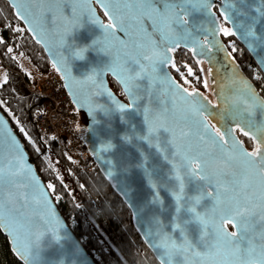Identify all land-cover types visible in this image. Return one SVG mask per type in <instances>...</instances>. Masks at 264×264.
<instances>
[{
    "label": "water",
    "instance_id": "water-1",
    "mask_svg": "<svg viewBox=\"0 0 264 264\" xmlns=\"http://www.w3.org/2000/svg\"><path fill=\"white\" fill-rule=\"evenodd\" d=\"M5 1L61 77L75 110L82 115L85 146L92 153L98 171L128 207L133 227L157 262L260 264L261 245L264 244V160L246 155L248 151L234 134L232 141L225 138L226 143L222 146L202 143L198 139L202 134L200 121L206 116L205 122H210L208 106L200 97L187 96L163 80L167 73L179 84L170 72L174 52L167 50L172 48L173 43H178L177 49L190 52L197 61L226 63L221 53H228V50L218 31L214 37L207 31L217 27L216 14L213 12V24L205 14L192 13L194 25L203 22L199 30L193 26L191 35L167 37L160 49H154L141 32V27H145L151 33L150 22L143 20L136 23L126 15L128 34L119 28L107 29L108 32H115L118 40L125 44L105 40V26L110 17L116 15L111 9L117 7L109 5L106 8L107 0H64L57 7L55 22L52 14L44 11L48 5H37L28 0ZM227 4L225 13V0L217 3L219 14L222 19V13L231 16V20L223 21L235 32L232 36L247 50L264 75V2L227 0ZM73 8L76 9L74 15ZM88 8L92 9V13H88ZM18 12L27 19H22ZM205 37L210 42H218L220 48H213L209 53ZM81 49H84L81 53L83 58L75 55ZM156 51H165L171 57L169 63L160 65V78L155 80L151 89L146 88L148 82L145 80L139 82L140 88L134 86L135 82L130 83V91H126L121 77L115 75L110 67L113 59L119 56L123 62L144 55L155 59ZM108 76L120 86L125 100L111 90ZM228 85L224 84L223 88ZM196 91L203 97L201 91ZM231 95L227 113L238 122L244 116L251 119L253 125L241 128L259 140L264 136V113L257 102L261 96L256 92L255 97H250L243 87L242 91L231 89ZM93 96H96L97 103L104 106L94 114ZM199 103H204L207 109L202 115L194 111ZM221 112L217 121L221 120ZM161 125L172 131L160 129ZM235 126L233 124L231 132H234ZM150 127L156 131L150 132ZM189 131L190 135L185 136L184 133ZM194 150L206 161V165L216 164L215 171H210L205 165L204 174L222 186L215 213L211 211L210 200L202 202V207L209 205L206 230L187 211L188 197H192L191 202L194 203L195 196L200 195L198 188H204L206 182L192 177L185 189V207L180 212L177 211L178 202L174 195L177 190L175 174L180 164L175 153L187 155L193 154ZM21 153L23 160L10 168V162L18 160ZM0 164L4 169L0 200L6 205V212L18 210L19 215L25 217L22 223L27 226L19 231L10 228L0 230L21 261L24 264H96L67 225L22 141L1 110ZM237 212L241 215L237 216ZM229 220L232 222L229 223ZM224 230L237 232V240L241 237L251 240L252 250L241 257L234 253L232 245L213 238L212 233L222 235ZM164 234L183 249L171 258L164 255L156 244L159 236ZM29 240L32 244L28 243Z\"/></svg>",
    "mask_w": 264,
    "mask_h": 264
},
{
    "label": "trees",
    "instance_id": "trees-1",
    "mask_svg": "<svg viewBox=\"0 0 264 264\" xmlns=\"http://www.w3.org/2000/svg\"><path fill=\"white\" fill-rule=\"evenodd\" d=\"M0 37L3 41L0 42V60L20 82L28 81V76L20 71L21 57L26 58L42 78L53 70L43 49L33 41L5 0H0ZM229 37L232 45L227 43V46L232 49L237 66L253 81L258 93L264 96L263 73L247 50L232 35ZM173 58L184 73L181 76L176 68L170 67L177 82L194 80L200 74L196 61L184 49L175 51ZM185 65L193 69L194 75H188ZM195 82L196 87L203 88L200 85L201 76ZM108 83L111 90L125 100L120 86L109 76ZM17 89L12 87L11 80L0 84V110L22 141L45 186L53 185L52 188L47 187L53 201L95 263L159 264L133 227L128 207L98 168L90 173L75 168L69 156L60 154L51 136L39 135L34 116L41 109L43 99L29 95L26 87ZM78 115L80 131L84 132L82 115L79 112ZM57 165L64 170L66 180L57 171ZM0 264H24L1 230Z\"/></svg>",
    "mask_w": 264,
    "mask_h": 264
},
{
    "label": "snow or ice",
    "instance_id": "snow-or-ice-1",
    "mask_svg": "<svg viewBox=\"0 0 264 264\" xmlns=\"http://www.w3.org/2000/svg\"><path fill=\"white\" fill-rule=\"evenodd\" d=\"M28 2L37 4V5H48L44 11L52 14V20L55 22V13L57 11V7L59 4L63 3L64 0H28ZM243 2V0H241ZM264 2V0H262ZM109 5H116L117 7L111 9V11L115 12L116 15H112L109 19L108 24L105 26V40L111 39L115 40L119 44H125L124 41L118 40L116 37L115 32H108L107 29L111 28H119L121 32L128 34V29L125 27V15L127 18L131 19L132 21L139 23L143 20H148L151 25V33H148L147 28L141 27V32L147 37L148 42L153 46L154 49H160V46L165 43L167 37L175 36V35H182L188 34L191 35L192 27L195 26L198 30L201 28V24H195L192 21V13H203L206 17L211 18V22L215 24V16L212 11L213 4L212 0H107L105 7L107 8ZM122 5L123 7H119ZM225 13L227 12L228 4L227 0H225ZM234 7V5H231ZM76 9L73 8L72 14H75ZM88 13H92V9H87ZM259 12V9H256ZM109 15V12L105 13ZM17 15H21L22 19H27V17L23 16L21 13H17ZM223 20L225 22L231 20V16L229 14H224ZM115 21V23H113ZM20 31V29H16ZM213 37L215 36L216 32L218 31L224 36L235 35V32L232 29L224 26L213 27L209 30ZM159 37V39H156ZM0 42L2 41V37H0ZM193 43H196L195 39H193ZM204 43L207 45V50L210 53L213 48H220L218 42H210L207 37H205ZM179 47L178 43H173L171 49L167 51L175 52L176 49ZM9 52L12 51L11 48L8 49ZM193 52L196 51L195 48L192 49ZM84 52V49H81L80 52L75 53L76 56L83 58L81 53ZM201 55L203 53H200ZM155 59L153 56L144 55L141 58H130V61H123L119 56L113 59L110 67L115 75L121 77V82L125 85V90L130 91L128 85L130 83H134L136 88H140V81H147L146 88L151 89L152 84L155 80L159 79L158 69L160 65L169 63L171 57H169L165 51H156L154 53ZM228 56H231V53H227ZM147 61V64L141 62ZM135 65V67L131 66ZM172 68H176V71L183 76L184 73L180 71V68L173 62L171 63ZM187 69L188 75H194L193 69L189 66H184ZM200 71H203L201 68ZM211 72V69H209ZM126 77V78H125ZM89 79H92L89 77ZM7 80V77H5ZM163 80L166 81L170 86L178 89L181 93L187 94L190 97H200L201 100H206V98L201 97V94L193 90L189 92L187 88L181 87L179 84H176L175 81L165 73L163 76ZM188 83V80L184 81ZM204 87H207V80L203 81ZM244 90L249 91L252 95V90L250 85L246 82L243 83ZM92 97V105L93 113L96 110L101 109L104 107L103 105L97 103ZM123 109V105L120 106ZM131 107V105H129ZM262 113H264V105L258 106ZM206 107L204 103H199L197 107H195L194 111L197 115H202L204 111H206ZM207 121V117L204 116L203 120L200 121V126L202 129V134L198 136V139L202 143H210L212 145H220L222 146L226 143V135L231 133V129L228 130L226 133L222 131L221 128L216 127L215 125L210 124ZM160 129H165L166 131H172L170 128H167L165 125H161ZM237 130H240L243 135L249 136V132L241 128L240 125H237ZM150 132L156 131L154 127L149 128ZM185 136L190 135L189 132L184 133ZM147 139V137H145ZM251 139L256 140L255 136H251ZM152 142V141H150ZM157 147L159 145L157 144ZM37 152L39 149H36ZM246 155L251 157H258L260 155V145L257 142L255 150L246 153ZM175 158L180 161L179 168L175 174V180L177 182V190L174 191L175 199L178 202L177 211L180 212L182 208L185 207V196H186V186L187 184L192 181V177H196V179L200 182H206L204 184V188H198V193L200 195H196L194 198V203L191 201L193 200L192 197H188L187 200V211L191 213V218L197 222L199 226H203V229L206 230L207 225V216L209 213V205L202 207V202L205 200H210L211 204V211L215 213L217 211V204L219 201L220 191L222 186L218 183H214L212 179L204 174V167L206 165V161H203L200 158V155L195 153L193 154H181L179 152L175 153ZM23 160V154L19 155V159L10 162L9 167L12 168L13 164H19L20 161ZM183 172V175L181 174ZM19 174V173H17ZM4 180V169L3 165L0 164V190H2ZM48 188H52V184L47 185ZM156 187V185H153ZM205 189H208L205 191ZM10 208V206H8ZM237 216H240L241 213L237 212ZM25 217L19 215L18 210L11 209L6 212V205L0 200V228H10L13 231H19V229H26L27 226L22 223V220ZM235 219V217H233ZM229 223L232 220L228 221ZM177 228L180 227L179 224L176 225ZM213 238L216 240H223L225 244L232 245L234 247V253L239 254L241 257L247 255L249 251H251V240H245L241 237L240 240L235 239L237 237V232H227L226 230L223 231V234L220 233H212ZM264 236V234H262ZM232 238V239H230ZM28 243L32 244V241L29 240ZM260 264H264V244L261 245V254L259 257Z\"/></svg>",
    "mask_w": 264,
    "mask_h": 264
},
{
    "label": "built area",
    "instance_id": "built-area-1",
    "mask_svg": "<svg viewBox=\"0 0 264 264\" xmlns=\"http://www.w3.org/2000/svg\"><path fill=\"white\" fill-rule=\"evenodd\" d=\"M22 81L29 95L43 99L34 116L39 135L51 136L60 154L69 156L75 168L87 173L96 170L94 157L82 140L80 117L59 74L51 70L34 88Z\"/></svg>",
    "mask_w": 264,
    "mask_h": 264
},
{
    "label": "flooded vegetation",
    "instance_id": "flooded-vegetation-1",
    "mask_svg": "<svg viewBox=\"0 0 264 264\" xmlns=\"http://www.w3.org/2000/svg\"><path fill=\"white\" fill-rule=\"evenodd\" d=\"M219 1L220 0H214L213 1L214 5L212 8V11L216 14L217 27L221 25L224 27H228V25L223 21L222 16L218 12L217 3ZM218 34H219L221 41L227 47L228 53H231V56H232V49L227 46V43H229V41L232 42V40H230L231 38L229 36H224L219 32ZM179 49H182V48H179ZM231 56H228L227 52L223 51L221 53V57L226 61V63L222 62L220 64H218L216 61H213V62L211 61L209 63H206L205 61H197L194 59L196 63H202L205 65V70L203 71V73H205L206 75V80L208 84L207 87H204V86L203 88L196 87L194 84L197 82H195L193 79H192L193 85L189 87L185 86L180 80L178 81V83L182 87L187 88L188 90H199L202 92L203 98H206L204 102L208 106L207 112L209 114V121L212 125H215L216 127L221 128L222 131H225L227 133L228 130L231 129V127H233V124H236V126L234 127V132L227 134L225 137L226 139H229L232 141V138L234 137L233 134H234L248 152L255 150L257 142H259L260 155L257 158L259 159L261 158L262 160H264V136L260 137L259 140H253L251 139L250 135L245 136L240 130H237V125H240L243 128L247 129L248 125L252 124L251 119L249 118L250 120H248L247 119L248 117L244 116L241 118V122H238V121H235V119H232L231 118L232 115L227 113L226 111V108L231 104V102L229 101L231 100V97H232L231 89L234 88L237 91H242L243 86L241 85L244 82H246L250 85L252 93H254V95H252L251 93H249V91L245 90L247 92V95H249L250 97H255L256 92H258V88H256L253 81L249 78V76H247L244 72L240 70L233 56H232L233 59L231 60ZM209 69H211V72H209ZM226 83L229 84L228 87L223 88L224 84ZM259 95L261 96V99H257V102L259 105H264V96H262L261 94ZM219 112H221V120L217 121V118L219 117Z\"/></svg>",
    "mask_w": 264,
    "mask_h": 264
},
{
    "label": "rangeland",
    "instance_id": "rangeland-1",
    "mask_svg": "<svg viewBox=\"0 0 264 264\" xmlns=\"http://www.w3.org/2000/svg\"><path fill=\"white\" fill-rule=\"evenodd\" d=\"M231 43L232 42L229 41L228 44L232 45ZM19 63H20V71L28 76V81H25L26 82V86L34 88L40 82V80L42 79V76L37 72L35 67L26 58L21 57L19 59ZM196 65H197L199 71H200L201 68L203 69V71L205 70V65L204 64L197 63ZM203 71H200V76H201V81H202L201 87L204 86L203 81L206 80V75H205V73H203ZM5 77H7V80H5ZM195 78L196 79H194V81H196L199 78V75L197 74ZM9 80L12 81V87L13 88L16 87V88L19 89L20 88V84L24 85V83H22L23 81L20 83V81L18 80V78L16 76L11 75V72L8 69V67L6 65H4L1 62V60H0V84L8 82ZM185 80L186 79H182L180 81L185 86H188V87L193 85L192 84V79H188V83H185L184 82ZM24 87H25V85H24ZM57 171L59 172L61 177L64 180H66V177H65V174H64V170L62 169V167L60 165H57Z\"/></svg>",
    "mask_w": 264,
    "mask_h": 264
},
{
    "label": "clouds",
    "instance_id": "clouds-1",
    "mask_svg": "<svg viewBox=\"0 0 264 264\" xmlns=\"http://www.w3.org/2000/svg\"><path fill=\"white\" fill-rule=\"evenodd\" d=\"M206 166L210 169V171H215V163L207 164ZM156 244L163 250L164 255L168 256L169 258H171L176 252L183 250L179 248L178 244L174 240L170 239L166 234L160 235L156 241Z\"/></svg>",
    "mask_w": 264,
    "mask_h": 264
},
{
    "label": "crops",
    "instance_id": "crops-1",
    "mask_svg": "<svg viewBox=\"0 0 264 264\" xmlns=\"http://www.w3.org/2000/svg\"><path fill=\"white\" fill-rule=\"evenodd\" d=\"M21 83V82H20ZM24 85L23 84H20V89L21 90H23L24 89V87H23ZM29 88H32V87H29Z\"/></svg>",
    "mask_w": 264,
    "mask_h": 264
},
{
    "label": "bare ground",
    "instance_id": "bare-ground-1",
    "mask_svg": "<svg viewBox=\"0 0 264 264\" xmlns=\"http://www.w3.org/2000/svg\"><path fill=\"white\" fill-rule=\"evenodd\" d=\"M38 130V129H37ZM39 133V132H38Z\"/></svg>",
    "mask_w": 264,
    "mask_h": 264
}]
</instances>
